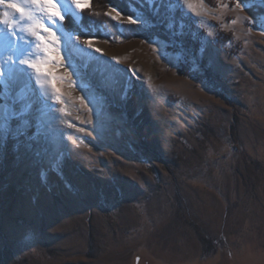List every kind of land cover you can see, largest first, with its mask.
I'll use <instances>...</instances> for the list:
<instances>
[{
    "label": "rangeland",
    "instance_id": "1",
    "mask_svg": "<svg viewBox=\"0 0 264 264\" xmlns=\"http://www.w3.org/2000/svg\"><path fill=\"white\" fill-rule=\"evenodd\" d=\"M57 2L56 111L0 51V264H264V0Z\"/></svg>",
    "mask_w": 264,
    "mask_h": 264
},
{
    "label": "snow or ice",
    "instance_id": "2",
    "mask_svg": "<svg viewBox=\"0 0 264 264\" xmlns=\"http://www.w3.org/2000/svg\"><path fill=\"white\" fill-rule=\"evenodd\" d=\"M68 2L74 6L77 12L82 11L84 6L90 7V0H65V3ZM151 2L152 0H149V3ZM163 2L175 4L178 11L192 12V6L188 0H163ZM27 3L38 11L33 12L26 9L17 0H0V5H3L5 9L13 10L22 21H25L24 26L17 28L14 26L16 21L9 20L10 13L3 12L0 25L7 26V30L0 29V51L6 50L12 59L9 72L15 70L32 81L39 90L40 98L45 102L51 101L48 105L49 111L54 112L56 111L55 104L60 102V90L57 88V84L63 82V77H57L54 70L64 68L65 74L71 78L72 85L77 86L78 72L73 71L72 49H70V41L75 37L69 35L62 40L59 35V32L62 31L60 25L63 24L65 15L61 12L57 0H27ZM236 6L240 7L241 3L238 2ZM109 8L110 11L116 13L112 17L113 20L124 16L114 5H109ZM65 11L71 10L66 9ZM126 19L129 24L140 25L143 23L139 15L127 16ZM171 26L170 24L169 27ZM76 39L77 43L81 42L79 38ZM82 43L89 48L92 47L91 39H84ZM94 51L99 52L100 50L95 49ZM3 75L4 72L0 69V77ZM45 84L48 85L49 91H45ZM83 99L89 111L95 112L92 99L88 96H84ZM18 116L19 113H13L9 119L18 118ZM3 127L4 125L0 123V129ZM19 135L22 133H17V136Z\"/></svg>",
    "mask_w": 264,
    "mask_h": 264
},
{
    "label": "trees",
    "instance_id": "3",
    "mask_svg": "<svg viewBox=\"0 0 264 264\" xmlns=\"http://www.w3.org/2000/svg\"><path fill=\"white\" fill-rule=\"evenodd\" d=\"M122 1L124 2L121 5V3L118 2L117 0H91L90 7L88 9H84V11L81 13L80 24L83 26H86L91 23L92 24H102L106 22L107 19L104 15V10L106 9V7H108L109 5L116 6L117 4L119 8L121 9L126 4L125 0H122ZM65 19H66L65 23H67L66 29L71 30V31L74 30L76 26L71 21V19H69V17H66ZM157 36L166 40V37L162 36L161 34H157Z\"/></svg>",
    "mask_w": 264,
    "mask_h": 264
}]
</instances>
